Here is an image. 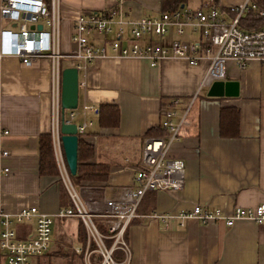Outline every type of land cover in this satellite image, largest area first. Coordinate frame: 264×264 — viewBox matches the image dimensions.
Instances as JSON below:
<instances>
[{"label":"crops","instance_id":"1","mask_svg":"<svg viewBox=\"0 0 264 264\" xmlns=\"http://www.w3.org/2000/svg\"><path fill=\"white\" fill-rule=\"evenodd\" d=\"M209 1L229 18V9L246 0H187V4L191 2L194 7ZM110 6L111 0H61L62 53L73 50L69 37L77 13ZM122 9L128 19L137 20L143 15L156 17L162 6L161 0H122ZM2 30L15 33L17 23L0 17ZM125 31L128 34V26ZM111 38L109 35L104 40ZM176 38L169 27L162 37L150 40L167 45ZM179 39L189 42L196 35L185 31ZM102 41L90 37L94 45ZM1 43L0 38V128L7 133L0 135V152L7 154L0 156V207L13 214L35 206L52 215L67 207L69 199L57 166L54 175L38 172V137L51 134L52 127L50 62L40 58L22 65L15 55L1 51ZM205 69L206 62L189 65L183 59L166 58L152 66L144 59L118 58L108 53L89 61L78 77L80 107L71 122H91L80 136L92 146L87 162L108 167L104 181L85 183L100 186L108 198L132 185L143 140L162 134L159 122L163 109L174 99L178 100L172 105L176 115L187 108V124L170 147V155L184 161L183 186L172 193H144L137 216L126 229V264H264L262 225L250 220H236L226 226L194 218H159L189 210L193 205L229 214L235 207H253L264 201V62L249 60L243 68L226 62L223 80L234 81L238 87L237 95L232 97L206 96L208 87H200ZM87 104L95 109L116 106V125H99L96 112H80ZM64 221L72 222L63 231L60 223ZM75 222L79 223L75 218L54 220L49 247L35 264H49L51 260L60 263L58 252L63 243L57 241L59 233L69 235L67 247L71 249L65 264H93V249L86 235L83 242L78 239ZM33 225V221L15 224L16 235L24 238ZM116 257L121 261L123 253L117 251Z\"/></svg>","mask_w":264,"mask_h":264},{"label":"built area","instance_id":"2","mask_svg":"<svg viewBox=\"0 0 264 264\" xmlns=\"http://www.w3.org/2000/svg\"><path fill=\"white\" fill-rule=\"evenodd\" d=\"M112 6L101 11H81L73 19L70 42L73 50L66 54L60 49V27L62 22L61 0H1L0 17L17 23V31L0 32L1 51L15 55L22 65H30L40 58L50 62V105L51 146L61 181L70 205L49 215L35 206L19 209L13 214L0 207V264H35L50 243L54 220L77 219L86 231L88 242L96 247L100 257L97 264H126L128 247L125 233L131 220L137 216V207L147 191L163 190L169 193L181 190L184 182V161L170 155L171 144L182 135L187 124V108L176 115L172 108L178 100L161 112L159 127L163 134L146 137L141 145L140 159L134 169L132 185L123 187L116 197H105L100 186L81 183L73 184L62 158L59 141V94L60 60L64 57L73 61L77 73L84 71L92 59L103 58L110 53L114 57H131L147 60L157 65L166 58L183 59L189 65L206 62V69L200 87L213 81L223 80L225 64L233 62L243 68L249 60L264 62V27L243 30L238 19L248 8H261L251 0L229 9L227 18L211 1L198 6L181 5L173 11L160 12L156 17L141 16L137 20L127 18L122 9V0H111ZM31 24L32 27L27 25ZM36 25H40L37 29ZM126 26L129 31L126 34ZM171 27L177 36L185 31L196 39L189 42L173 39L167 45L152 42V37H162ZM109 35L108 41L104 40ZM91 36L102 38L94 45ZM126 36L129 39H126ZM143 38L147 41L142 42ZM109 50V51H108ZM77 107L65 110L64 120L71 122L77 114ZM96 112L92 105H83L82 113ZM176 119L173 120V119ZM91 122L84 119L76 125V134L82 136ZM7 131L0 128V135ZM1 151L0 156L6 155ZM7 172V168L2 169ZM177 218L180 221L194 218L201 223L222 222L230 226L236 220H250L264 226V201L253 207H235L229 214L218 209L193 205L189 210L175 214H162L160 220ZM33 221L34 225L24 238L16 235L14 225ZM103 228V231H99ZM77 250V249H76ZM117 251L123 253L119 261Z\"/></svg>","mask_w":264,"mask_h":264},{"label":"trees","instance_id":"3","mask_svg":"<svg viewBox=\"0 0 264 264\" xmlns=\"http://www.w3.org/2000/svg\"><path fill=\"white\" fill-rule=\"evenodd\" d=\"M261 8L262 14L256 9L248 8L238 19V27L243 30L259 29L264 27V0H251ZM180 5H187V0H161L162 11H173ZM97 123L99 125L114 126L117 123L118 111L114 105H101L96 108ZM163 134V131H162ZM160 134V135H162ZM76 171L73 176L77 182L104 181L108 174V167L103 163H88L92 156V146L85 143L80 137L77 139ZM38 172L39 174L54 175L56 166L53 158L50 134H41L38 137ZM85 235L83 236V241Z\"/></svg>","mask_w":264,"mask_h":264},{"label":"water","instance_id":"4","mask_svg":"<svg viewBox=\"0 0 264 264\" xmlns=\"http://www.w3.org/2000/svg\"><path fill=\"white\" fill-rule=\"evenodd\" d=\"M181 7V5H180ZM39 29L40 25H36ZM78 73L73 66L62 67L60 71V94H59V141L62 149L64 162L69 175L73 176L76 171L77 139L76 123L64 120V110H72L77 107ZM238 92L237 83L229 80L213 81L207 88L206 96L209 97H232Z\"/></svg>","mask_w":264,"mask_h":264},{"label":"rangeland","instance_id":"5","mask_svg":"<svg viewBox=\"0 0 264 264\" xmlns=\"http://www.w3.org/2000/svg\"><path fill=\"white\" fill-rule=\"evenodd\" d=\"M188 7H193V4L191 3V2H189L188 4ZM179 37L180 36H177V39H179ZM73 63V61L72 60H67V59H61L60 60V67L62 68L63 67V65H65V64H72ZM81 74H82V71H79L78 72V77H80L81 76ZM79 107L80 106H78L77 107V109H76V111L78 112V110H79ZM62 154V153H61ZM62 158H63V154H62ZM64 160V159H63ZM54 162H55V160H54ZM65 164V163H64ZM55 166H56V163H55ZM58 168V167H57ZM66 173H68V172H66ZM60 175V174H59ZM71 178V177H70ZM71 181L73 182V184H76V185H79V184H81V183H84V182H77L75 179H72L71 178ZM62 192L64 193V190H62ZM68 205H70V201H68L67 202V206ZM72 221H74V220H72ZM72 221H64V222H62V223H60V229L61 230H67V227H69L71 224V222ZM76 223V222H75ZM76 225V229H77V235H78V239L81 241V242H83V236L84 235H86V231H85V229H84V227H83V225L79 222V223H76L75 224ZM99 231H103V228H99L98 229ZM57 237V241H60L61 240V244L62 245H60V252H58L59 253V259L61 260L60 261V263H59V261L58 260H56V261H54V263H52V261L53 260H51V261H49V264H65V263H67V261H68V253L70 252L69 251V249H71V248H69L68 249V242H69V239H68V237H69V235H65V234H63L62 236H61V234L59 233V235L58 236H56ZM70 244V243H69ZM89 244H90V248L91 249H93V253H94V258L91 260L92 261V263L93 264H97L99 261H100V257L97 255V253L96 252H94V250L96 249V247H95V245H94V243L92 242V241H90L89 242ZM57 258V259H58Z\"/></svg>","mask_w":264,"mask_h":264}]
</instances>
